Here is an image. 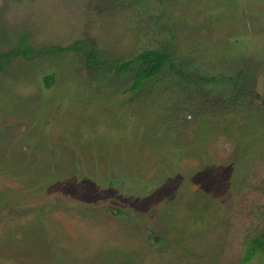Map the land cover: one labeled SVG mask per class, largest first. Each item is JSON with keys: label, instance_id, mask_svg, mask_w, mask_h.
Wrapping results in <instances>:
<instances>
[{"label": "rangeland", "instance_id": "374dc122", "mask_svg": "<svg viewBox=\"0 0 264 264\" xmlns=\"http://www.w3.org/2000/svg\"><path fill=\"white\" fill-rule=\"evenodd\" d=\"M0 264H264V0H0Z\"/></svg>", "mask_w": 264, "mask_h": 264}, {"label": "trees", "instance_id": "16d2710c", "mask_svg": "<svg viewBox=\"0 0 264 264\" xmlns=\"http://www.w3.org/2000/svg\"><path fill=\"white\" fill-rule=\"evenodd\" d=\"M138 66L133 74V80L128 91H134L142 86L149 78L157 75L163 66L169 62V55L153 50H146L138 55ZM170 67L175 68L171 62ZM120 69H126V64Z\"/></svg>", "mask_w": 264, "mask_h": 264}]
</instances>
